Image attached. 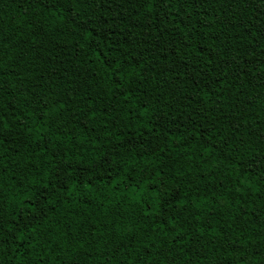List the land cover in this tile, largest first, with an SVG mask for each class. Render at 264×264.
Masks as SVG:
<instances>
[{
	"label": "trees",
	"instance_id": "1",
	"mask_svg": "<svg viewBox=\"0 0 264 264\" xmlns=\"http://www.w3.org/2000/svg\"><path fill=\"white\" fill-rule=\"evenodd\" d=\"M258 4L0 0V264H264Z\"/></svg>",
	"mask_w": 264,
	"mask_h": 264
},
{
	"label": "snow or ice",
	"instance_id": "2",
	"mask_svg": "<svg viewBox=\"0 0 264 264\" xmlns=\"http://www.w3.org/2000/svg\"><path fill=\"white\" fill-rule=\"evenodd\" d=\"M145 10L151 14L153 12V9H155L156 12V17H172V20H175L176 16L175 14H173L172 12V5L175 2L176 4L180 5L181 7H183L184 5H188L189 7H194L197 9V11L199 12L202 8L203 3H212V0H200V3L198 4L196 2V0H142ZM224 0H215V3H223ZM260 5H264V0H259V4ZM260 15L264 16V8H261L260 11ZM191 19V16H189V20ZM215 19L219 20L221 19V17L219 15H217L215 17ZM172 20H161V23L167 22V23H171ZM156 24V19L152 18V24L149 25V27L153 26ZM208 25H205V27H207ZM174 27L179 29V24H175ZM185 27H188V25H185ZM191 30V29H190ZM180 31H183V29H180ZM160 35L163 36L164 35V29H160ZM185 36L188 35V33H184ZM147 39V37H146ZM3 40V37L0 36V41ZM186 47H190V45H186ZM135 54H133L134 56ZM218 55L220 56L221 60H224L225 58H229V53L225 52L223 48L220 49V53H218ZM208 64H212L213 62L211 60L207 61ZM217 67H219V65H216ZM129 68L132 69L131 72H129ZM139 68L141 69L140 72H137L135 69ZM144 65L140 60H137L135 66L133 67L132 65H128L125 68H123L121 70L122 74L120 76L121 80L125 79V76H127L128 78V83L127 85H124L123 87L126 88H132V81L135 80H139V81H147L148 79V73L143 71ZM136 90H139V88H136ZM121 95H124V93H121ZM128 95H131V92L128 93ZM128 95H124V99L127 100L128 99ZM145 95H147V92H145ZM137 99H139V97H137ZM144 109H145V114L147 112V109L149 107V105L147 103H145L143 105ZM91 110V105H89V107L87 109H85V114L88 115L89 111ZM165 115H167V113H165ZM88 119L94 120L95 119V112L93 111L92 114L90 116H88ZM261 139H264V135L261 136ZM2 142V141H0ZM241 143L243 144L244 141L241 140ZM238 147V146H237ZM258 155L261 157V161L264 162V144L261 145L260 150L258 152ZM9 231H11V229H9ZM101 235H103V233H101ZM178 235H182V234H178ZM4 238L0 237V241H2ZM154 246V245H153ZM144 248L147 249L148 245H144ZM148 255H152L151 252L148 253ZM38 259H43L42 257L38 258ZM142 264V262H141Z\"/></svg>",
	"mask_w": 264,
	"mask_h": 264
}]
</instances>
